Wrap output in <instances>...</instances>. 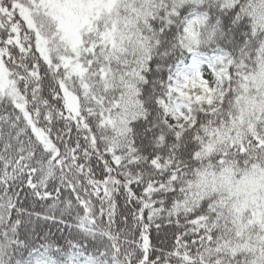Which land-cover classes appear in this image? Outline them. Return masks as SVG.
Masks as SVG:
<instances>
[{"label": "snow or ice", "instance_id": "snow-or-ice-1", "mask_svg": "<svg viewBox=\"0 0 264 264\" xmlns=\"http://www.w3.org/2000/svg\"><path fill=\"white\" fill-rule=\"evenodd\" d=\"M0 264H264V0H0Z\"/></svg>", "mask_w": 264, "mask_h": 264}]
</instances>
